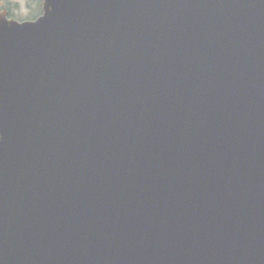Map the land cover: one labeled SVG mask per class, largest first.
<instances>
[{"label": "water", "instance_id": "obj_1", "mask_svg": "<svg viewBox=\"0 0 264 264\" xmlns=\"http://www.w3.org/2000/svg\"><path fill=\"white\" fill-rule=\"evenodd\" d=\"M0 264H264V0L0 11Z\"/></svg>", "mask_w": 264, "mask_h": 264}, {"label": "rangeland", "instance_id": "obj_2", "mask_svg": "<svg viewBox=\"0 0 264 264\" xmlns=\"http://www.w3.org/2000/svg\"><path fill=\"white\" fill-rule=\"evenodd\" d=\"M6 4L19 17V19H14L18 22L33 21L42 13V0H0V7Z\"/></svg>", "mask_w": 264, "mask_h": 264}, {"label": "trees", "instance_id": "obj_3", "mask_svg": "<svg viewBox=\"0 0 264 264\" xmlns=\"http://www.w3.org/2000/svg\"><path fill=\"white\" fill-rule=\"evenodd\" d=\"M3 10V9H5L6 11H7V13H8V17L9 18H13V19H19V17H17L16 15H15V13L13 12V9L12 8H10L9 6H8V4H6V5H4V6H1L0 7V10ZM34 17H35V15H34ZM33 18V17H32Z\"/></svg>", "mask_w": 264, "mask_h": 264}]
</instances>
